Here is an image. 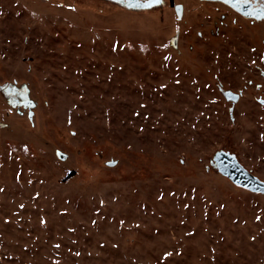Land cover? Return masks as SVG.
I'll return each mask as SVG.
<instances>
[{
    "label": "rangeland",
    "instance_id": "obj_1",
    "mask_svg": "<svg viewBox=\"0 0 264 264\" xmlns=\"http://www.w3.org/2000/svg\"><path fill=\"white\" fill-rule=\"evenodd\" d=\"M14 83L34 107L0 92V264H264V195L210 166L223 150L264 181V23L0 0Z\"/></svg>",
    "mask_w": 264,
    "mask_h": 264
},
{
    "label": "water",
    "instance_id": "obj_2",
    "mask_svg": "<svg viewBox=\"0 0 264 264\" xmlns=\"http://www.w3.org/2000/svg\"><path fill=\"white\" fill-rule=\"evenodd\" d=\"M200 1H211V2H219L230 8L232 11L240 15L241 17L249 20H254L257 22H264V18L257 17L255 15H245V12L250 11V9L241 2V0H228L227 3L223 2V0H200ZM127 8H131L128 4H125ZM236 5V6H234ZM182 5L175 6V13L178 19L182 17ZM176 40L174 38L172 40V44L176 47ZM223 96L227 101L236 103L239 99V95L235 94L231 91H223L220 88ZM21 104L24 107H28V119L32 121L33 111L32 108L34 104L32 101L27 100L22 102ZM20 104V105H21ZM264 104V101H263ZM13 108L16 107L15 104L11 105ZM55 155L60 160H65L66 155L61 153L60 151H55ZM116 162H108L107 166H114ZM210 166L215 169L220 175L229 179L234 185L241 187L251 193L262 194L264 195V181L260 180L258 177L250 173L246 168H244L240 162L236 159L235 155L230 154L229 152L219 150L214 153L212 160L210 161Z\"/></svg>",
    "mask_w": 264,
    "mask_h": 264
},
{
    "label": "flooded vegetation",
    "instance_id": "obj_3",
    "mask_svg": "<svg viewBox=\"0 0 264 264\" xmlns=\"http://www.w3.org/2000/svg\"><path fill=\"white\" fill-rule=\"evenodd\" d=\"M100 1H102L104 3H108V4H111V5H114V6H117V7L121 8V9H123V10L139 12V11H148V10H153L155 8H160V7L165 5L166 1L168 3H170L172 0H159V2H155V0H154L152 6L151 7H147V8H142V7L138 8V7H132V6H131V8H127L125 4H128L130 6V0H100ZM141 2L143 3L144 0H141ZM205 2H209L210 3L211 1H205ZM213 3H218L220 5L225 6L224 4L219 3V2H213ZM175 6H176V4H173L174 12H175ZM182 12H183V9H182ZM250 21L254 22V20H250ZM262 23H264V22H262ZM0 92H2L3 96H5V97L7 96V98L9 99L8 102L11 105L12 104L16 105L15 108L20 107L22 109H26V111L29 112L28 107H24V105L21 104L22 102L27 101L26 99H24L23 95L19 94V92H24V91H21V90L17 89L15 87V83H14V85L8 84L7 86H1L0 85Z\"/></svg>",
    "mask_w": 264,
    "mask_h": 264
},
{
    "label": "snow or ice",
    "instance_id": "obj_4",
    "mask_svg": "<svg viewBox=\"0 0 264 264\" xmlns=\"http://www.w3.org/2000/svg\"><path fill=\"white\" fill-rule=\"evenodd\" d=\"M153 2L154 0H144L143 3L141 0H130V6L147 8L151 7ZM155 2H159V0H155ZM223 2L227 3L228 0H223ZM241 2L247 5V7L250 9V11L245 12V15H255L257 17L264 18V0H241Z\"/></svg>",
    "mask_w": 264,
    "mask_h": 264
}]
</instances>
